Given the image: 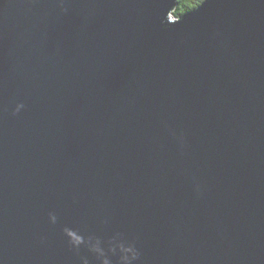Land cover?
<instances>
[{
    "label": "water",
    "instance_id": "95a60500",
    "mask_svg": "<svg viewBox=\"0 0 264 264\" xmlns=\"http://www.w3.org/2000/svg\"><path fill=\"white\" fill-rule=\"evenodd\" d=\"M177 1L0 0V264H264V0Z\"/></svg>",
    "mask_w": 264,
    "mask_h": 264
},
{
    "label": "trees",
    "instance_id": "16d2710c",
    "mask_svg": "<svg viewBox=\"0 0 264 264\" xmlns=\"http://www.w3.org/2000/svg\"><path fill=\"white\" fill-rule=\"evenodd\" d=\"M204 0H178L177 6L173 10L175 15H182L187 11L195 9Z\"/></svg>",
    "mask_w": 264,
    "mask_h": 264
},
{
    "label": "clouds",
    "instance_id": "9594fccd",
    "mask_svg": "<svg viewBox=\"0 0 264 264\" xmlns=\"http://www.w3.org/2000/svg\"><path fill=\"white\" fill-rule=\"evenodd\" d=\"M21 107L22 105H17L16 111H19ZM49 219L52 223H55V220H56L55 216L50 215ZM84 264H86V261L84 262Z\"/></svg>",
    "mask_w": 264,
    "mask_h": 264
}]
</instances>
